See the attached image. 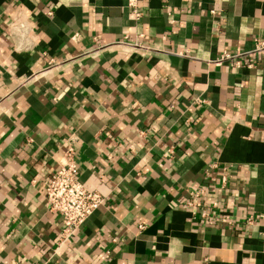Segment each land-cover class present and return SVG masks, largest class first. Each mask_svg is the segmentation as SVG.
<instances>
[{"label":"crops","instance_id":"crops-1","mask_svg":"<svg viewBox=\"0 0 264 264\" xmlns=\"http://www.w3.org/2000/svg\"><path fill=\"white\" fill-rule=\"evenodd\" d=\"M128 2L0 0V264H264V55L216 63L264 39V0ZM75 134L106 201L58 248Z\"/></svg>","mask_w":264,"mask_h":264},{"label":"built area","instance_id":"built-area-1","mask_svg":"<svg viewBox=\"0 0 264 264\" xmlns=\"http://www.w3.org/2000/svg\"><path fill=\"white\" fill-rule=\"evenodd\" d=\"M128 6L135 16L140 20L142 12L139 0H129ZM213 13H215L213 11ZM12 37L15 40L16 51H27L34 47L33 32L34 27L28 21H16L12 26ZM120 44H128L135 47H143L142 43L132 42L128 38ZM249 55L257 57L264 55V39L257 38L252 49L243 53L225 52L221 59L216 61L220 64L224 61L236 60L237 67H243L242 57ZM248 67H254V63H249ZM145 134V133H141ZM78 136L71 135L66 142V150L59 161V166L53 171L50 181L45 187L46 204L49 210L57 213L62 218L63 228L57 242L58 248L73 240L79 230L85 225L87 220L105 204L106 198L98 191L89 190L79 179V165L76 156V142ZM175 151L170 148L165 153V157L173 158ZM200 195V193H197ZM192 205V204H190ZM206 216V213L204 214ZM252 224L253 217L248 219ZM143 230L145 226H140Z\"/></svg>","mask_w":264,"mask_h":264}]
</instances>
